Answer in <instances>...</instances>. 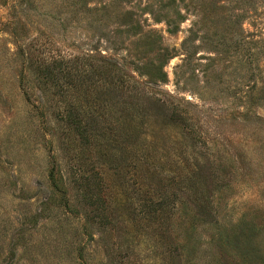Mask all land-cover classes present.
<instances>
[{"label":"rangeland","instance_id":"1","mask_svg":"<svg viewBox=\"0 0 264 264\" xmlns=\"http://www.w3.org/2000/svg\"><path fill=\"white\" fill-rule=\"evenodd\" d=\"M0 264H264V0H0Z\"/></svg>","mask_w":264,"mask_h":264},{"label":"trees","instance_id":"2","mask_svg":"<svg viewBox=\"0 0 264 264\" xmlns=\"http://www.w3.org/2000/svg\"><path fill=\"white\" fill-rule=\"evenodd\" d=\"M158 80L164 82L166 80V74L161 72V75H160ZM81 123H82L81 121L75 120L73 124H74L75 128L79 131L80 134L83 133L85 138H88V129L85 126L82 127ZM81 131H82V133H81ZM86 184H89V183H86ZM151 204H153V203H151ZM146 206H147V208H149V206H151V205L148 204Z\"/></svg>","mask_w":264,"mask_h":264}]
</instances>
